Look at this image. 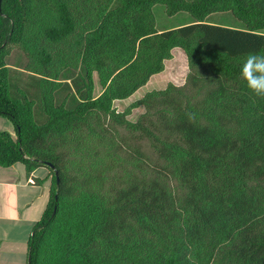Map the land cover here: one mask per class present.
I'll list each match as a JSON object with an SVG mask.
<instances>
[{
  "label": "trees",
  "instance_id": "16d2710c",
  "mask_svg": "<svg viewBox=\"0 0 264 264\" xmlns=\"http://www.w3.org/2000/svg\"><path fill=\"white\" fill-rule=\"evenodd\" d=\"M157 5L189 23L157 31ZM213 14L239 27L209 22ZM11 45L29 57L24 86L6 63ZM176 48L187 61L183 86L117 112ZM253 53L264 55V0H0V116L14 130L0 132V167H44L50 177L27 264H264V97L240 76ZM70 59L83 70L76 80ZM139 107L145 115L129 122ZM101 117L149 142L155 176L92 191L91 156L73 170L69 144ZM124 145L135 161L152 159Z\"/></svg>",
  "mask_w": 264,
  "mask_h": 264
},
{
  "label": "rangeland",
  "instance_id": "374dc122",
  "mask_svg": "<svg viewBox=\"0 0 264 264\" xmlns=\"http://www.w3.org/2000/svg\"><path fill=\"white\" fill-rule=\"evenodd\" d=\"M94 1L103 2L104 0ZM153 15L156 30L176 27L180 24L189 23L190 21L188 14L184 12L171 17L166 16L163 6L160 5H157L153 9ZM208 21L231 27H239V24L229 14H213L208 18ZM54 54L55 53L52 52V55ZM6 63L12 69L13 74L17 76L16 79L22 84V86H24L27 81L26 76L29 70V57L27 54L18 46L11 45L9 47V54L6 58ZM82 73L83 70L80 68L79 63L70 59V65L67 71L68 76L75 79L77 76L82 75ZM187 73L188 67L185 55L179 48L173 49L172 59L165 62L164 71L153 75L145 86L136 91L127 100L115 102V110L117 112H123L129 104L140 99L146 92L162 90L168 84L182 87L185 83ZM94 81V94H98L100 88L96 78H94ZM68 82L71 83V81ZM66 94V89L59 91L56 95L57 102H60ZM144 113L145 109L143 107L135 108L126 119L131 123H135L145 115ZM6 122L10 125L6 126ZM101 122L104 125L98 126L95 119L94 121H91L88 126L73 137V142L69 144L71 152L73 153L72 155L70 152V158L75 161L73 170L77 168V163H80L81 166L86 162L85 157L91 156L87 162V178L91 182L92 191L99 192L98 188L107 193L112 189L115 191L117 188L123 187L127 184L126 181L132 178L131 174L145 178L155 176L153 167L156 164V160L154 159V156L152 157L149 142L145 139H141V134L139 132L131 130L126 126L117 125L109 118L104 119L101 117ZM103 126L106 131L102 130ZM12 128L13 126L11 122L0 116V132L5 131L14 136ZM103 133L105 134V138L99 140V137H101ZM124 143L128 144L131 149L133 146L139 145V147H141L140 152L145 156L148 154L152 159L147 160L146 163L145 160H141L142 163L135 161V158L128 157L125 154L128 150ZM95 152H98V154L94 155ZM96 157L100 158L99 161L96 160ZM157 163L159 164V161ZM96 164L98 165L94 168ZM85 167L87 166L85 165ZM93 178L94 180H92ZM102 195L105 198H108L110 194Z\"/></svg>",
  "mask_w": 264,
  "mask_h": 264
},
{
  "label": "crops",
  "instance_id": "0c3cea01",
  "mask_svg": "<svg viewBox=\"0 0 264 264\" xmlns=\"http://www.w3.org/2000/svg\"><path fill=\"white\" fill-rule=\"evenodd\" d=\"M49 186L44 167L29 175L20 163L0 167V264H27L28 240L46 208Z\"/></svg>",
  "mask_w": 264,
  "mask_h": 264
},
{
  "label": "clouds",
  "instance_id": "9594fccd",
  "mask_svg": "<svg viewBox=\"0 0 264 264\" xmlns=\"http://www.w3.org/2000/svg\"><path fill=\"white\" fill-rule=\"evenodd\" d=\"M240 76L254 95L264 97V55L249 54L241 65ZM189 118L194 119L195 114H189Z\"/></svg>",
  "mask_w": 264,
  "mask_h": 264
},
{
  "label": "water",
  "instance_id": "95a60500",
  "mask_svg": "<svg viewBox=\"0 0 264 264\" xmlns=\"http://www.w3.org/2000/svg\"><path fill=\"white\" fill-rule=\"evenodd\" d=\"M55 174H57V172H55ZM58 180V179H57Z\"/></svg>",
  "mask_w": 264,
  "mask_h": 264
}]
</instances>
